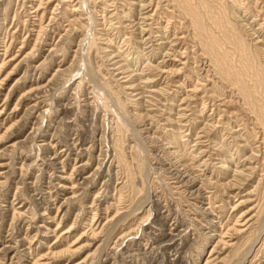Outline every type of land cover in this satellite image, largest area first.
Returning <instances> with one entry per match:
<instances>
[{
    "label": "rangeland",
    "instance_id": "374dc122",
    "mask_svg": "<svg viewBox=\"0 0 264 264\" xmlns=\"http://www.w3.org/2000/svg\"><path fill=\"white\" fill-rule=\"evenodd\" d=\"M0 264H264V0H0Z\"/></svg>",
    "mask_w": 264,
    "mask_h": 264
},
{
    "label": "bare ground",
    "instance_id": "6f19581e",
    "mask_svg": "<svg viewBox=\"0 0 264 264\" xmlns=\"http://www.w3.org/2000/svg\"><path fill=\"white\" fill-rule=\"evenodd\" d=\"M164 71V70H163ZM74 189V188H73ZM244 225V224H243ZM238 232H239V230H238ZM52 255V254H51ZM46 259V258H45ZM208 263V262H207Z\"/></svg>",
    "mask_w": 264,
    "mask_h": 264
}]
</instances>
